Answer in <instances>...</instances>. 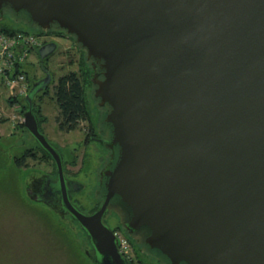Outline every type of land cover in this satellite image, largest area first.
I'll return each mask as SVG.
<instances>
[{
  "label": "water",
  "instance_id": "95a60500",
  "mask_svg": "<svg viewBox=\"0 0 264 264\" xmlns=\"http://www.w3.org/2000/svg\"><path fill=\"white\" fill-rule=\"evenodd\" d=\"M7 7L72 35L102 70L93 92L110 107L119 154L101 172L93 213L70 199L64 154L41 129L33 90L23 112L94 264H130L104 222L116 203L170 264H264V0H0V15ZM57 47L39 48L43 65ZM52 79L46 70L44 84Z\"/></svg>",
  "mask_w": 264,
  "mask_h": 264
},
{
  "label": "rangeland",
  "instance_id": "374dc122",
  "mask_svg": "<svg viewBox=\"0 0 264 264\" xmlns=\"http://www.w3.org/2000/svg\"><path fill=\"white\" fill-rule=\"evenodd\" d=\"M27 30L37 32L39 28L32 26ZM51 39L52 37L48 36L47 41ZM57 43L56 51L45 63L53 76L48 88L49 92L43 97H38L36 103L41 104L42 113L46 116L42 129L50 141L57 144L61 150L64 147L77 148V151H74L77 156L76 163H68V172L71 173L68 174L66 171V174L84 184L85 187L78 193V197L83 198L86 211L90 203L97 199L102 187L98 182L99 170L96 164L93 165L91 158H85L84 161L82 159L85 152L84 141L88 121H81L74 129H61L57 121L60 108L53 98L59 77L71 70L80 71L85 54L81 46L72 39H59ZM39 58V51L36 50L29 57L32 67H24L27 70L31 68L33 77H39L42 72ZM27 75L29 80V74ZM93 89V85L87 89L91 99L90 112L95 97ZM16 112L21 115L20 108L15 109L14 102L8 101V89L2 85L0 87V136H3L4 140H0V264H92L93 262L83 250L86 241L82 238L80 227L69 219H64L62 214L49 205L27 199L22 185V174L13 168L11 164L13 152L8 148V135L12 134L13 116ZM92 116L94 117V113ZM13 129L15 131V128ZM18 143L21 144V140ZM27 161L29 164L24 165L22 169L28 167L37 171L53 169L52 160L43 158L41 154L36 159L27 158ZM122 214L117 203L112 204L105 217L106 224H109L111 228L122 226ZM151 262L165 264L156 251L151 256ZM135 264L143 263L136 261Z\"/></svg>",
  "mask_w": 264,
  "mask_h": 264
},
{
  "label": "flooded vegetation",
  "instance_id": "af4514ba",
  "mask_svg": "<svg viewBox=\"0 0 264 264\" xmlns=\"http://www.w3.org/2000/svg\"><path fill=\"white\" fill-rule=\"evenodd\" d=\"M0 25H5L11 28H23L26 29L29 27H32V21L28 18V16L22 12H15L11 8L7 7L5 8V11L3 14L0 15ZM12 25V26H11ZM15 25V26H14ZM55 30V31H53ZM50 34H47L48 36H51L52 39L46 41L44 44L54 41L58 42L59 39H72L75 41V38L72 35L66 34L62 30L59 29H53ZM58 45V43H57ZM81 49L84 51V49L81 47ZM53 54V53H52ZM51 54V55H52ZM49 55L48 57L45 58L44 60V65L42 64V61L40 59V67L42 68V72L39 77H33L30 80V87L29 90H33L35 93V104H34V109L37 112L38 116V105L36 103V99L38 97H41L42 95L46 94L50 83L47 85L44 84V78L46 76V70H49L47 66L45 65L46 60L51 56ZM95 64V66H94ZM92 63L93 66V74L98 77H103L102 75V70L99 69L98 64ZM100 73V74H99ZM98 74V75H97ZM93 106H92V111L90 114V118L87 120L88 121V128L86 132V139L84 141V155L82 157L83 161L85 158H91V161L96 166L98 167V182L99 185L102 186L100 188V194L97 196V199H94L92 203H90V206L87 208L85 211V204L84 201H82L83 198L78 197V193L84 189V184L79 181L78 179L72 177V176H67L68 178V193L70 196L71 201L73 204H75L81 211L87 214H91L94 211H96L102 204L104 200V195L105 191L103 189V186H105L106 182V176L102 175V170L106 168H112L113 165L115 164L118 154H119V147L116 144L112 143V125L110 123H107L105 121V116L107 112H109L110 107L109 105H102L100 103V100L96 97H94V100L92 101ZM24 106L27 107L25 99L21 101L20 104V111L23 114ZM42 109V106H41ZM92 113H94V117L92 116ZM44 115V114H43ZM45 116V115H44ZM46 117V116H45ZM40 119V116H39ZM40 121V126L42 129V123L44 122ZM23 123V122H20ZM16 126V125H15ZM15 128V127H14ZM26 131H21V144L17 143V145H20L22 149L24 150H29L30 148L36 149L38 147V143L34 136L28 131L26 127H24ZM11 131L13 132L14 129L13 127L11 128ZM44 132V130L42 129ZM45 133V132H44ZM14 143L10 144V148L13 151ZM66 148V147H64ZM38 149V148H37ZM61 150V149H60ZM77 151V148L71 147L67 149H63L62 153L64 154V158L66 160V165L65 169L68 172V163H69V152L72 151ZM17 154V153H16ZM13 155V154H12ZM15 156V155H14ZM19 156V155H17ZM52 159V158H51ZM86 159V160H87ZM53 163V169L51 171H37L32 167H28L25 169L21 168L20 173L22 174V185L24 186V191L26 193L27 199H35L36 197L40 199H44L46 201H49L52 207L55 211L58 213L62 214L64 219H69L72 223H76L78 227L81 229V233L86 241V245L84 247L86 255L90 258V260L94 263L93 257L96 255V252L94 250V246L89 238L87 236L86 231L81 227L80 223L78 220L73 216V214L65 207L63 200H62V195L60 191V184L59 182L56 181L57 179V174H56V165L54 160L52 159ZM71 172H68V174ZM29 193H33L34 195H29ZM35 197V198H33ZM45 204H47L45 201H41ZM48 205V204H47ZM106 217V216H105ZM104 217V222L105 221ZM122 219V217H121ZM123 222V220H122ZM124 223V222H123ZM110 226L109 224H107ZM111 227V226H110ZM122 231L126 233L130 239H131V248L133 251V258L130 260V264H135V262H141L143 264H152L151 262V256L154 252L153 249H150L148 246H145L142 242L145 229L139 228L136 230H131L127 227V223L125 222V225L123 224L122 226ZM115 230V228H113ZM160 255V254H159ZM162 261L165 264H170L168 260L163 258L161 256ZM148 261V262H147Z\"/></svg>",
  "mask_w": 264,
  "mask_h": 264
},
{
  "label": "trees",
  "instance_id": "16d2710c",
  "mask_svg": "<svg viewBox=\"0 0 264 264\" xmlns=\"http://www.w3.org/2000/svg\"><path fill=\"white\" fill-rule=\"evenodd\" d=\"M0 26L7 33H14L16 31L30 32L29 30H26L23 28L22 29L21 28H11V27H8L5 25H0ZM53 31H55V30H53ZM53 31L52 30L51 31H44L42 29L38 30L39 33H43V34H50ZM33 52H35V51H33ZM84 54H85L84 55L85 59H82L80 71L71 70V71H68V72L64 73L63 75H61L59 77L58 83H57L55 91H54L53 98L56 100V102L58 103L59 108H60V116L57 117V121H58V123H59L58 125L61 129H67V130L74 129L79 125V123L81 121H83V120L87 121L90 118L91 99L89 98L87 89L89 88V86L93 85L92 84V75H93L94 69H93L91 61L87 58L85 50H84ZM32 65L33 64L30 62L26 65H21L23 67V69L26 70V72L29 74V80H31L33 78V75H31L32 70H31V68H29L27 70L24 67L25 66L32 67ZM20 69H21V67H20V65H18L16 70H20ZM48 92H49V89L47 90L46 93H48ZM41 97H43V95ZM16 100H17V98L8 97L9 102H15ZM38 107H39V109L37 111H38L39 116H40V121L46 120V117L42 113L41 104H39ZM25 108H26V106H24V109ZM24 127H25L24 123H17L15 126V131H13L11 135H8V148L10 151H12L11 148L9 147L10 144L11 143L15 144L13 147V151H12L13 155L11 157V164L17 172H20L21 168L24 165L29 164V162L27 161V158H29V157L36 159L41 154L43 158L52 160L51 159L52 157L48 153H46L40 147L39 144L37 147L38 149L37 148L36 149L30 148L29 150H24L21 148L20 145H17L18 141L21 138V131H26V129ZM2 137L3 136H0V140H4V139H2ZM63 149H67V148H63ZM17 155H19V156H17ZM76 159H77V156H76V154H74V151L69 152V160H68L69 163L75 164ZM65 165H66V160H65ZM118 206L120 207V205H118ZM70 229L73 231V233H75V231L72 228H70ZM115 229H122V227L117 226ZM87 236H88V234H87ZM79 238H80V236H79ZM82 238L84 239L83 236H82ZM129 239H130V237H129ZM130 241H131V239H130ZM84 247H85V245H83V250L85 253Z\"/></svg>",
  "mask_w": 264,
  "mask_h": 264
},
{
  "label": "built area",
  "instance_id": "2783aa9c",
  "mask_svg": "<svg viewBox=\"0 0 264 264\" xmlns=\"http://www.w3.org/2000/svg\"><path fill=\"white\" fill-rule=\"evenodd\" d=\"M47 38V34L38 31L7 33L0 26V87L4 85L8 89V97L17 98L14 102L15 109L20 108L21 101L30 87L27 72L21 65L29 63L33 51L39 50ZM18 65L21 67L20 70H16ZM17 113L13 116V128L17 123L24 121L23 114ZM17 116L19 118L16 119ZM114 232L120 253L131 260L133 251L129 237L121 229H115Z\"/></svg>",
  "mask_w": 264,
  "mask_h": 264
}]
</instances>
